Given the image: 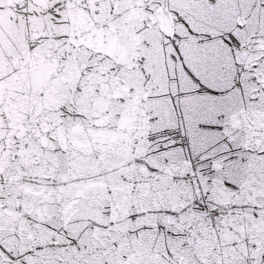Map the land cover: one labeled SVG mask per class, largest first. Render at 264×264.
I'll list each match as a JSON object with an SVG mask.
<instances>
[{"label":"snow or ice","instance_id":"obj_1","mask_svg":"<svg viewBox=\"0 0 264 264\" xmlns=\"http://www.w3.org/2000/svg\"><path fill=\"white\" fill-rule=\"evenodd\" d=\"M0 264H264V0H0Z\"/></svg>","mask_w":264,"mask_h":264}]
</instances>
